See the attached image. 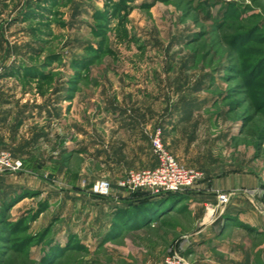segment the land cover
I'll use <instances>...</instances> for the list:
<instances>
[{
    "label": "rangeland",
    "instance_id": "1",
    "mask_svg": "<svg viewBox=\"0 0 264 264\" xmlns=\"http://www.w3.org/2000/svg\"><path fill=\"white\" fill-rule=\"evenodd\" d=\"M0 68V150L25 162L3 175L22 188L0 178V264H44L71 237L82 249L49 264H160L174 252L194 264L190 197L99 245L56 195L72 176L89 188L100 166L85 161L83 131L111 146L122 107L148 109L181 164L215 193L246 197L264 222V0H0ZM226 240L264 262V236Z\"/></svg>",
    "mask_w": 264,
    "mask_h": 264
},
{
    "label": "crops",
    "instance_id": "2",
    "mask_svg": "<svg viewBox=\"0 0 264 264\" xmlns=\"http://www.w3.org/2000/svg\"><path fill=\"white\" fill-rule=\"evenodd\" d=\"M12 110L9 109V122L13 121L12 119L16 114V110ZM143 112V117H141L140 113L133 109L122 107L115 110L118 117L114 120V125L119 131V139H114L111 146L109 141L107 142L102 136H98L95 131L84 129L83 134L86 140L83 143V152L85 161L99 165L100 172L97 174L98 176H93L94 179H88L89 188L87 189L81 187L80 178L76 180V177L72 176L71 179L67 178L66 188L59 189L56 193L57 197L64 195L62 197L63 203H68L67 206L74 201L71 219L83 217L82 222L85 223L83 227L89 230V238H94L99 245L108 244L118 210L128 208V205L121 198L129 197V195L123 194L120 198L102 199L92 195L90 187L99 180V177H106L110 181H119L131 170L153 169L157 166L152 148V135L155 131V121L152 118L154 114L148 109ZM6 124L4 123V125ZM163 131L166 139L167 131L164 128ZM4 136H8V129L5 130ZM4 143L6 144V141ZM60 169H57L56 172L69 177V172ZM0 178L3 179V185L9 191L15 192L22 188L20 183L14 182L12 179L9 180L10 177L8 176H1ZM203 181L187 196V198H191V211L198 217L200 224L199 229L190 236L189 245L186 249V255L190 257L189 260L194 259V264H257V262H252L249 251L235 241L226 240V237H230L231 232L235 229L264 236L262 214L254 210L246 197H234L223 213L217 212V218L214 222L208 221L206 206L209 204L217 206L218 193L215 191L219 187L209 189L208 184ZM221 188L223 189L222 192L227 190L226 187ZM199 256L201 260H204V263L199 261ZM258 264H264V262Z\"/></svg>",
    "mask_w": 264,
    "mask_h": 264
},
{
    "label": "built area",
    "instance_id": "3",
    "mask_svg": "<svg viewBox=\"0 0 264 264\" xmlns=\"http://www.w3.org/2000/svg\"><path fill=\"white\" fill-rule=\"evenodd\" d=\"M2 69L0 68V75ZM152 148L157 160L153 169L131 170L126 176L113 183L108 179L96 181L90 190L95 197L102 199L120 198L137 192H148L153 195L161 193H185L193 190L204 179V173L197 169L187 168L168 150L164 142L162 128L155 129L152 135ZM25 170V163L7 150H0V176L18 174ZM228 193L218 194L217 206H206L208 221H214L219 211L223 213L231 201ZM160 264H190L179 252L171 253Z\"/></svg>",
    "mask_w": 264,
    "mask_h": 264
},
{
    "label": "trees",
    "instance_id": "4",
    "mask_svg": "<svg viewBox=\"0 0 264 264\" xmlns=\"http://www.w3.org/2000/svg\"><path fill=\"white\" fill-rule=\"evenodd\" d=\"M189 192H168L161 193L158 195H153L148 192H137L129 195V197L121 198L122 201L128 205V208L118 210L115 218L116 222L114 223V229L111 233V237L114 236L115 232L117 233L120 229L129 227L132 224H144L148 226L154 221H159L164 216V213L173 207L177 200L186 198ZM21 196L23 195L21 194L17 197ZM27 197L28 196H26L25 198ZM45 234L47 235V233ZM44 238L45 235H42L40 238V242H43ZM75 242H78L77 239L71 237L68 241L67 246L65 247L66 250H73L76 248L82 249L80 243ZM65 248L59 245L57 247L52 246L50 248V252L43 257L42 262L44 264H49L50 260L60 255V253L62 254Z\"/></svg>",
    "mask_w": 264,
    "mask_h": 264
}]
</instances>
